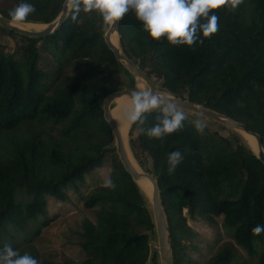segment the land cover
<instances>
[{"label": "trees", "instance_id": "obj_1", "mask_svg": "<svg viewBox=\"0 0 264 264\" xmlns=\"http://www.w3.org/2000/svg\"><path fill=\"white\" fill-rule=\"evenodd\" d=\"M63 1L0 0V14L11 20L9 11L26 2L35 12L21 23L46 24ZM211 14L219 18L214 35L173 46L166 38L151 40L129 11L118 24L121 47L161 90L244 124L264 148V0H243ZM106 28L95 11H81L76 20L69 13L58 30L41 38L0 27L21 41L12 52L0 47V249L10 244L38 261L33 243L50 223L46 197L68 202L69 192H78L87 175L108 164L107 178L116 188L100 181L82 199L94 216L80 223L84 259L64 264H158L150 249L151 211L112 148L103 118L101 86L124 70L104 41ZM43 55L52 70L40 66ZM159 115L145 114L143 127ZM197 119L186 118L163 139L141 134L138 123L129 135L135 158L157 179L173 264H198L183 258L182 242L192 236L186 215L208 224L221 218L232 240L204 264H264V231L252 232L264 226V165L237 139L207 125L197 132ZM174 151L183 160L170 175L167 157Z\"/></svg>", "mask_w": 264, "mask_h": 264}, {"label": "clouds", "instance_id": "obj_2", "mask_svg": "<svg viewBox=\"0 0 264 264\" xmlns=\"http://www.w3.org/2000/svg\"><path fill=\"white\" fill-rule=\"evenodd\" d=\"M243 0H65V6L72 14V19L84 13L97 12L104 25H114L129 12L135 13L136 19L142 23L143 31L153 41L166 38L170 45L192 46L200 40V35L209 38L218 31V16L215 10L228 6L238 7ZM35 12L34 5L19 3L8 13L10 23L24 22ZM203 21V22H201ZM203 43V40H200ZM158 110L157 122L145 129V114ZM124 119L130 124H139V132L150 138L163 139L166 134L174 133L183 127L185 113L179 104L169 99L166 93H153L148 90L133 91L130 96V108L124 113ZM197 132L203 133L205 124L197 119L193 121ZM180 151L171 152L167 157L168 173L175 172L182 162ZM104 187L115 189L116 184L106 178ZM264 231V226L257 225L252 229L254 235ZM0 264H38L30 254H21L10 244L0 249Z\"/></svg>", "mask_w": 264, "mask_h": 264}, {"label": "water", "instance_id": "obj_3", "mask_svg": "<svg viewBox=\"0 0 264 264\" xmlns=\"http://www.w3.org/2000/svg\"><path fill=\"white\" fill-rule=\"evenodd\" d=\"M69 10L65 6V0L62 3L59 14L55 19L46 24H34L38 28H26L27 24L17 23L12 24L10 20L0 14V27L7 31H12L20 36L28 38H41L53 34L65 22L69 15ZM118 24L107 26L103 33L104 41L108 49L112 52L117 62L122 68L129 73L133 80V88L122 89L110 93L102 99L103 118L108 124L113 136L112 148L122 164L125 171L130 175L133 182L139 189L140 193L146 200L151 211L154 232L156 236V247L158 252V264H173L171 239L167 218L162 205L161 194L158 187L156 177L147 172L135 158L130 146V131L133 124L128 123L124 119V113L130 108V96L133 91L148 90L153 93H166L169 99L176 101L184 112L193 114L213 122H216L224 127L232 129L238 133L245 146L250 152L264 165V148L261 143L260 136L251 131L244 124L237 122L229 117L217 113L203 105L195 104L187 99L176 97L164 90H157L150 78L133 62L123 51L120 44L118 32ZM122 102L121 108L117 109L118 103ZM122 117L121 124L119 116ZM252 141V144L250 143Z\"/></svg>", "mask_w": 264, "mask_h": 264}, {"label": "rangeland", "instance_id": "obj_4", "mask_svg": "<svg viewBox=\"0 0 264 264\" xmlns=\"http://www.w3.org/2000/svg\"><path fill=\"white\" fill-rule=\"evenodd\" d=\"M26 28H35L37 26L25 25ZM21 41L18 36H12L0 32V47L7 52H12L16 44ZM40 66L45 71L52 70V65H47L49 58L43 55ZM70 72V71H69ZM71 73V72H70ZM154 87L159 88L155 78H150ZM133 88V80L125 70L113 75L101 86V96L104 98L110 93L122 89ZM186 118L194 115L184 112ZM198 117V116H197ZM205 125L212 130H217L222 136L235 139L243 143L242 137L227 127L216 122L198 117ZM130 139V136H129ZM244 144V143H243ZM109 165L106 164L100 170L87 175L85 183L80 186L78 192H69V200L66 203H59L51 197H46L47 215L50 219L49 225L44 228L36 238L33 245L38 256V264H64L65 261L78 263L84 259V255L78 246V232L81 220L87 218L94 220L93 211L83 207L82 199L94 188L98 182H103L107 178ZM185 213V212H184ZM186 215V213H185ZM187 225L192 232V236L183 240V258L185 261L204 264L206 260L216 251L219 245L224 242H231V238L222 230L221 218H217L214 224H208L200 217H187ZM156 236H150L151 256H156L158 263V252L156 247ZM240 257L246 259L245 253L237 248ZM251 262V260H250Z\"/></svg>", "mask_w": 264, "mask_h": 264}, {"label": "bare ground", "instance_id": "obj_5", "mask_svg": "<svg viewBox=\"0 0 264 264\" xmlns=\"http://www.w3.org/2000/svg\"><path fill=\"white\" fill-rule=\"evenodd\" d=\"M123 105V103L122 102H119L118 103V107H117V109H118V111H119V109L121 108V106ZM116 114H117V110H116ZM118 116H119V123L121 124V119H122V117H120V115L119 114H117ZM251 144H252V141L250 142Z\"/></svg>", "mask_w": 264, "mask_h": 264}]
</instances>
